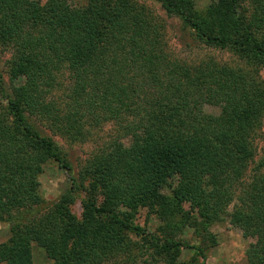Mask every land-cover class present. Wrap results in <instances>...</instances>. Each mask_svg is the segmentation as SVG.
<instances>
[{
	"label": "trees",
	"instance_id": "obj_1",
	"mask_svg": "<svg viewBox=\"0 0 264 264\" xmlns=\"http://www.w3.org/2000/svg\"><path fill=\"white\" fill-rule=\"evenodd\" d=\"M156 1L239 65L171 59L164 19L138 0H0L13 85L9 92L0 72V222L11 225L0 264H32L34 242L53 264H133L140 252L152 264H189L183 243L136 223L138 211L168 223L192 203L200 224L214 223L239 192L230 221L256 241L248 264H264V158L256 161L255 145L264 125V0H213L200 11L193 0ZM103 122H115L117 134L45 207L44 160L72 171L49 133L82 141L88 125ZM80 190L81 220L70 210Z\"/></svg>",
	"mask_w": 264,
	"mask_h": 264
},
{
	"label": "rangeland",
	"instance_id": "obj_2",
	"mask_svg": "<svg viewBox=\"0 0 264 264\" xmlns=\"http://www.w3.org/2000/svg\"><path fill=\"white\" fill-rule=\"evenodd\" d=\"M41 4H46L48 0H36ZM142 5L148 6L157 16L164 19L165 32L164 41L167 53L171 59L191 65L198 64L204 59L212 58L219 63L239 65V59L227 50H222L207 46L190 35L189 29L185 27L183 21L177 16H169L161 3L156 0H138ZM213 0H193L196 10H205L211 5ZM83 0H66L70 6L80 4ZM10 52L0 49V72L3 74L6 88L12 92L11 82L7 74V61ZM260 77L264 79V69L261 67ZM23 79L16 82L21 84ZM208 112L217 114L219 109L207 106ZM88 138L82 141L69 142L60 136L53 135L67 159L72 166V171L60 167L53 159H45L43 172L37 178L39 191L45 200L44 206H51L72 187L71 175L79 177V171L85 165L88 158L94 153L102 150L111 137L117 134L115 122H103L87 126ZM125 145L129 144L127 139L123 140ZM257 146L256 161L264 158V125L255 140ZM167 184V188L171 185ZM174 185V184H173ZM167 192V191H166ZM167 193H171L168 191ZM86 191L75 192V202L71 204V212L79 219H82L83 202L86 198ZM242 197L238 193L234 203L227 209L221 220L214 223L200 224L197 208L192 203L184 205V213L166 223L161 221L158 215L153 214L147 208L138 211L135 221L150 232L158 233L161 237H169L173 241H181L180 260L191 264H248L247 250L255 239L244 235L242 230L230 221L229 214L234 206L241 201ZM188 215V216H187ZM191 218H190V217ZM198 218V225L195 223ZM11 236V225L9 222H0V243L5 242ZM136 240H140L136 239ZM33 261L32 264H53L48 257L44 247L37 243L32 244ZM151 260V262H150ZM6 264V263H4ZM133 264H152L149 252H140Z\"/></svg>",
	"mask_w": 264,
	"mask_h": 264
}]
</instances>
